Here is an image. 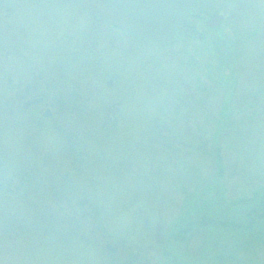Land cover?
Wrapping results in <instances>:
<instances>
[{
  "label": "rangeland",
  "instance_id": "374dc122",
  "mask_svg": "<svg viewBox=\"0 0 264 264\" xmlns=\"http://www.w3.org/2000/svg\"><path fill=\"white\" fill-rule=\"evenodd\" d=\"M11 5L0 264H264V0H197L167 45L73 0ZM20 80L52 118L10 114Z\"/></svg>",
  "mask_w": 264,
  "mask_h": 264
},
{
  "label": "water",
  "instance_id": "95a60500",
  "mask_svg": "<svg viewBox=\"0 0 264 264\" xmlns=\"http://www.w3.org/2000/svg\"><path fill=\"white\" fill-rule=\"evenodd\" d=\"M109 24L154 43H171L176 29L195 0H74ZM223 16L213 14L207 28H217ZM48 110L44 116H49ZM110 253L116 249L106 244Z\"/></svg>",
  "mask_w": 264,
  "mask_h": 264
},
{
  "label": "flooded vegetation",
  "instance_id": "af4514ba",
  "mask_svg": "<svg viewBox=\"0 0 264 264\" xmlns=\"http://www.w3.org/2000/svg\"><path fill=\"white\" fill-rule=\"evenodd\" d=\"M33 6V5H32ZM15 17V6L11 5V0H0V20L4 22H12ZM19 83L18 89L14 94L9 97V99H14L12 102L13 110L10 114H14L17 109H21V112L24 114H29L31 117H38L41 115L44 119H50L53 116L51 112L52 109L48 106V103L45 102L44 96H52L53 93L43 92L41 85L38 83L31 84L30 86L24 85L25 81ZM7 83H13L12 79L8 78ZM8 99V100H9ZM43 109V110H42ZM48 110L50 115L49 117H44V111Z\"/></svg>",
  "mask_w": 264,
  "mask_h": 264
},
{
  "label": "trees",
  "instance_id": "16d2710c",
  "mask_svg": "<svg viewBox=\"0 0 264 264\" xmlns=\"http://www.w3.org/2000/svg\"><path fill=\"white\" fill-rule=\"evenodd\" d=\"M184 24H185V23H184ZM214 30H218V29H214ZM76 98H77V97H75V99H76ZM75 101H76V100H75ZM23 173H24V172H23ZM23 173H22V174H23ZM219 173H220V171H219ZM22 174L19 173V175H20L19 178H20L21 180L25 179V178H23L24 175H22ZM17 175H18V174H17ZM261 199H262V201H263L262 203H264V197H262ZM206 221H207V220H205L204 218H202V219L200 220V222H196V223L190 221V222L188 223V226H187V227L189 228V227H192V226H193V227H196L197 225H200V226H201V225H205V224H206ZM219 224H220V223H219ZM221 224L223 225V223H221ZM224 225H225L226 227H228L229 225H231V223H229V224H228V223H225Z\"/></svg>",
  "mask_w": 264,
  "mask_h": 264
}]
</instances>
